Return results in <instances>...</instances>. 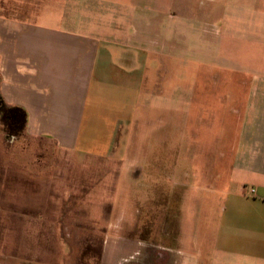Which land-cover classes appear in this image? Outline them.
I'll return each instance as SVG.
<instances>
[{"label":"rangeland","instance_id":"obj_1","mask_svg":"<svg viewBox=\"0 0 264 264\" xmlns=\"http://www.w3.org/2000/svg\"><path fill=\"white\" fill-rule=\"evenodd\" d=\"M227 1L0 0L1 21L18 15L33 27L138 31L144 44L157 43L139 116L121 129L111 156L68 151L33 134L0 95L2 264H165L167 254L154 252L174 248L181 235L189 243L213 236L227 192L239 186L246 91L222 85L219 79L244 77L213 70L212 54L194 46L198 18L211 19L212 9L220 16Z\"/></svg>","mask_w":264,"mask_h":264},{"label":"crops","instance_id":"obj_2","mask_svg":"<svg viewBox=\"0 0 264 264\" xmlns=\"http://www.w3.org/2000/svg\"><path fill=\"white\" fill-rule=\"evenodd\" d=\"M212 13L211 19L207 13L198 18L201 35L194 47L212 54L213 70L244 77L238 83L219 79L224 86L238 84L246 91L236 159L239 186L227 192L213 236L189 243L181 235L171 242L174 248L164 246L168 257L163 262L264 264V0H228L220 16ZM15 16L0 20L1 98L23 107L31 132L60 148L113 155L121 129L139 116L155 39L144 44L138 31L121 37L33 27L31 20ZM152 68L155 72V63ZM198 98L195 119L202 125ZM165 107L164 117L171 111ZM183 110L187 129L192 115L187 107Z\"/></svg>","mask_w":264,"mask_h":264},{"label":"trees","instance_id":"obj_3","mask_svg":"<svg viewBox=\"0 0 264 264\" xmlns=\"http://www.w3.org/2000/svg\"><path fill=\"white\" fill-rule=\"evenodd\" d=\"M2 101L4 102L3 99H2ZM9 109L17 110L21 114V116L24 119V121H27V112H26V110L23 107L11 106Z\"/></svg>","mask_w":264,"mask_h":264},{"label":"flooded vegetation","instance_id":"obj_4","mask_svg":"<svg viewBox=\"0 0 264 264\" xmlns=\"http://www.w3.org/2000/svg\"><path fill=\"white\" fill-rule=\"evenodd\" d=\"M165 239V241H168L167 240V238L166 237H164ZM155 251V250H154ZM157 252H154L155 254V257L157 258V257H159L158 255H160V254H163V255H166L167 253H165V251H163V252H160V250H156ZM159 261H160V259H159ZM154 262H155V260H154Z\"/></svg>","mask_w":264,"mask_h":264},{"label":"built area","instance_id":"obj_5","mask_svg":"<svg viewBox=\"0 0 264 264\" xmlns=\"http://www.w3.org/2000/svg\"><path fill=\"white\" fill-rule=\"evenodd\" d=\"M255 191V189H252V192H254Z\"/></svg>","mask_w":264,"mask_h":264}]
</instances>
